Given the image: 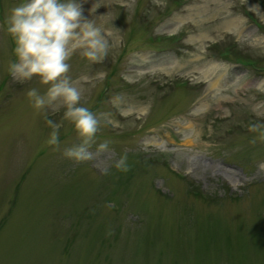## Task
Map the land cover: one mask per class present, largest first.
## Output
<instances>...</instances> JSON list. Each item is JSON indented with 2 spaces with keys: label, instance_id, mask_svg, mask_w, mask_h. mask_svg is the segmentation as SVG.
Returning <instances> with one entry per match:
<instances>
[{
  "label": "rangeland",
  "instance_id": "rangeland-1",
  "mask_svg": "<svg viewBox=\"0 0 264 264\" xmlns=\"http://www.w3.org/2000/svg\"><path fill=\"white\" fill-rule=\"evenodd\" d=\"M76 2L112 45L69 61L109 151L63 158L66 122L46 143L26 95L46 86L13 80L0 29V264H264V138L247 130L264 124V0Z\"/></svg>",
  "mask_w": 264,
  "mask_h": 264
},
{
  "label": "clouds",
  "instance_id": "clouds-1",
  "mask_svg": "<svg viewBox=\"0 0 264 264\" xmlns=\"http://www.w3.org/2000/svg\"><path fill=\"white\" fill-rule=\"evenodd\" d=\"M158 8H166L167 0H152ZM0 29L10 38L14 47L7 71L18 82L33 78L46 90L40 93L37 88L30 89L26 95L31 106L43 112L51 133L46 141L60 151L59 130L68 123L73 128L79 143L62 150V157L79 164L91 161L109 151L110 141L105 140L92 151L95 137L100 130L99 116L84 106L81 101L83 90L77 87V80L69 75L70 59L79 52L81 58L90 62H102L112 47L105 38L104 29L94 20L83 16V9L76 0H19L12 5ZM63 110L60 122L47 118ZM247 130L259 133L264 138V124L249 122ZM251 143H256L253 138ZM112 165L105 164L102 172L109 174ZM114 167L127 172V153L116 160Z\"/></svg>",
  "mask_w": 264,
  "mask_h": 264
},
{
  "label": "trees",
  "instance_id": "trees-1",
  "mask_svg": "<svg viewBox=\"0 0 264 264\" xmlns=\"http://www.w3.org/2000/svg\"><path fill=\"white\" fill-rule=\"evenodd\" d=\"M229 51H230V49L228 48L227 50H226V52H224V56H227L228 54H229Z\"/></svg>",
  "mask_w": 264,
  "mask_h": 264
},
{
  "label": "bare ground",
  "instance_id": "bare-ground-1",
  "mask_svg": "<svg viewBox=\"0 0 264 264\" xmlns=\"http://www.w3.org/2000/svg\"><path fill=\"white\" fill-rule=\"evenodd\" d=\"M216 85V81H212L211 86H215Z\"/></svg>",
  "mask_w": 264,
  "mask_h": 264
}]
</instances>
